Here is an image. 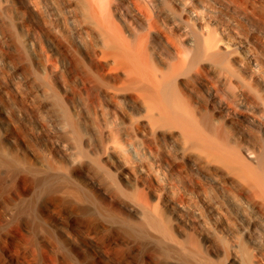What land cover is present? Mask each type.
<instances>
[{
	"label": "bare ground",
	"instance_id": "1",
	"mask_svg": "<svg viewBox=\"0 0 264 264\" xmlns=\"http://www.w3.org/2000/svg\"><path fill=\"white\" fill-rule=\"evenodd\" d=\"M0 181L78 255L264 264V0H0Z\"/></svg>",
	"mask_w": 264,
	"mask_h": 264
},
{
	"label": "rangeland",
	"instance_id": "2",
	"mask_svg": "<svg viewBox=\"0 0 264 264\" xmlns=\"http://www.w3.org/2000/svg\"><path fill=\"white\" fill-rule=\"evenodd\" d=\"M1 182V181H0ZM1 185V184H0ZM4 186V188H7V190H5L2 187ZM0 186V264H81L83 261L85 262L84 264H89L91 261L93 262L94 260H97L94 264H103L104 262H106L107 264H139L140 260L141 263L143 258L141 255L144 254V251L141 252V249L144 250L139 246H130L129 248H127L128 246H98L99 244L94 243L93 245L89 246L88 243H86L85 241V237L82 238L81 244L83 245L84 243V247L79 246L80 248H83L84 250H87L85 254L83 255H78V251H77V247L78 246H69L66 243V246H64L62 244L61 239H59L58 237V232H57V228H56V218L54 216H51L49 219V223L46 222L45 224H49V227L45 228V224H44V220L41 221L43 222V227L42 228V224L41 222H39L40 219V214H38L37 216L34 217V213L35 210L31 209V208H27L28 210H24L26 213L29 211L32 213V215L28 212V216H22L24 214H22L24 211L19 212L17 210V208H15L17 206V204L19 203L17 201L16 206H14L13 200H15L13 198L12 204L14 206V209H16V211H18L19 213L15 214V210H13V214L10 212L11 207H13L11 205V201L10 198L12 199L11 195H10V191L7 192L9 189V187H5V184L2 183V185ZM1 189L5 190L6 193H8L9 198L6 199L7 196H5V192L3 190V192L1 191ZM2 193L5 197L2 196ZM7 195V194H6ZM23 195V194H22ZM24 197V195L22 196ZM34 197V196H33ZM27 199V197H25ZM24 199V198H23ZM19 206V205H18ZM17 206V207H18ZM19 208V207H18ZM12 210V209H11ZM31 210V211H30ZM15 211V212H14ZM37 214V212L35 213ZM20 216L19 218L17 217L15 220L14 216ZM30 215V216H29ZM5 218L3 220V218ZM12 217V219H11ZM14 217V218H13ZM38 219H37V218ZM10 218V219H9ZM34 218V219H32ZM35 218L37 219L36 222H34ZM9 219V221L7 222V220ZM17 219H19L17 221ZM54 219V221H53ZM10 220L12 221H16L14 222L16 225L14 226H18L19 228V234L16 232H13L12 227L9 228V226H12L10 224H8L10 222ZM42 220V217L41 219ZM37 221L41 224L40 226L38 225ZM21 224H19V223ZM17 223L20 225H17ZM7 225L9 233L7 231V228H5L4 225ZM54 226V228H51L52 226ZM4 226V227H3ZM47 226V225H46ZM24 229V235L26 237L27 235V239L24 238L23 232H21L22 230L20 229ZM56 228V229H55ZM10 231H12V234H10ZM15 233V234H14ZM21 233V235H20ZM16 235V236H15ZM23 235V236H22ZM20 236V237H18ZM58 236V237H57ZM23 237V238H22ZM58 239L60 240V242H58ZM88 240V238H86ZM89 243L91 242L90 240H88ZM87 241V242H88ZM96 244V245H95ZM63 245V246H62ZM108 247V249H107ZM132 247V249H131ZM138 247V248H136ZM144 247V246H143ZM145 250H147L146 247H144ZM45 253H47L52 261H50V257L47 255V258L44 255V250ZM74 249V250H73ZM130 249V250H129ZM135 249V250H134ZM42 250V251H41ZM134 250V251H133ZM92 251V252H91ZM148 251V250H147ZM145 251V252H147ZM90 252V254H89ZM112 252V253H111ZM137 252V253H134ZM140 252V254H138ZM42 253V254H41ZM86 254L88 255V257L86 256ZM97 254V255H96ZM44 255V258L42 257ZM95 255V256H94ZM139 255V256H138ZM98 256V258H96ZM139 260H137V258ZM87 258V259H86ZM95 258V259H94ZM100 258V259H99ZM84 259V260H83ZM87 262V260H89ZM93 259V260H91ZM119 259V260H118ZM101 261V262H100ZM103 261V262H102ZM98 262V263H97ZM122 262V263H121ZM147 263V262H144Z\"/></svg>",
	"mask_w": 264,
	"mask_h": 264
}]
</instances>
